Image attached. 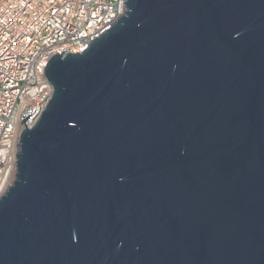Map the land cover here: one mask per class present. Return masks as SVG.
I'll return each instance as SVG.
<instances>
[{
  "label": "water",
  "instance_id": "water-1",
  "mask_svg": "<svg viewBox=\"0 0 264 264\" xmlns=\"http://www.w3.org/2000/svg\"><path fill=\"white\" fill-rule=\"evenodd\" d=\"M124 3L45 66L0 264H264V0Z\"/></svg>",
  "mask_w": 264,
  "mask_h": 264
},
{
  "label": "built area",
  "instance_id": "built-area-1",
  "mask_svg": "<svg viewBox=\"0 0 264 264\" xmlns=\"http://www.w3.org/2000/svg\"><path fill=\"white\" fill-rule=\"evenodd\" d=\"M125 0H0V195L13 182L23 114L47 104L45 66L83 51L124 13ZM68 51H63V50Z\"/></svg>",
  "mask_w": 264,
  "mask_h": 264
}]
</instances>
